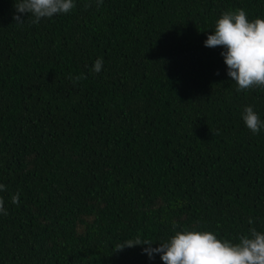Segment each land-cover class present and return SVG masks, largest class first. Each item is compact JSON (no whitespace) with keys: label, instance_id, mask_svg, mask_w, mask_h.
Here are the masks:
<instances>
[{"label":"trees","instance_id":"1","mask_svg":"<svg viewBox=\"0 0 264 264\" xmlns=\"http://www.w3.org/2000/svg\"><path fill=\"white\" fill-rule=\"evenodd\" d=\"M14 3L0 0V264H164L116 245L158 247L174 225L264 232V128L243 120L251 106L264 121V89L237 91L204 43L225 11L264 19V0H75L22 26Z\"/></svg>","mask_w":264,"mask_h":264},{"label":"clouds","instance_id":"2","mask_svg":"<svg viewBox=\"0 0 264 264\" xmlns=\"http://www.w3.org/2000/svg\"><path fill=\"white\" fill-rule=\"evenodd\" d=\"M97 7L104 0H95ZM91 6L86 3L85 8ZM15 24L24 25L26 20L21 14L28 16L31 24H39L44 18H52L58 14H68L75 7V0H15ZM205 47H223L221 52L227 65L228 76L236 83L237 91L259 88L264 89V19L249 20L244 9L225 11L216 21L213 34L208 35ZM103 68V59L95 61L93 72L99 73ZM219 74V73H217ZM73 83L85 78L70 77ZM243 120L247 128L254 134H259L264 128V121L251 106L244 109ZM0 190L6 186L0 184ZM13 204L19 205V193L11 197ZM5 201L0 198V214L7 215ZM251 225L252 219L248 220ZM175 234L158 247H152L150 239L137 235L133 239L116 245V251L147 245L143 249L149 259L159 254L164 264H264V232L255 227L249 228L248 234L240 235L238 242L220 239L207 230L185 228L175 231Z\"/></svg>","mask_w":264,"mask_h":264}]
</instances>
